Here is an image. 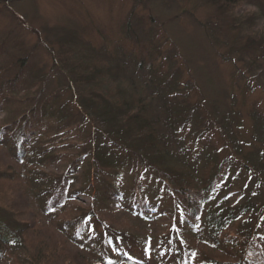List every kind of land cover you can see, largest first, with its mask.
<instances>
[{
	"label": "rangeland",
	"instance_id": "374dc122",
	"mask_svg": "<svg viewBox=\"0 0 264 264\" xmlns=\"http://www.w3.org/2000/svg\"><path fill=\"white\" fill-rule=\"evenodd\" d=\"M71 38L79 44L77 54L102 55L95 63L111 71L105 77L110 91L133 86L138 96L147 98L166 143L169 154L162 160L157 157L162 161L159 166L153 158L154 164L142 169L137 190L134 172L123 168L117 181L124 195L148 197V202H160L171 211L177 206L188 209L189 199L198 201L202 195L191 179L204 177L202 168L214 161L217 165L211 172L217 173L219 199L228 195L230 203L264 204V185L259 183L264 176V0H0V67L28 56L22 81H34L43 69L44 93L62 89L58 94L65 102L72 91L60 69L61 41ZM156 59L161 67L153 75ZM49 120L40 126L42 131L55 126ZM2 121L4 114L0 125ZM6 124L10 131L21 126L8 119ZM92 125L76 127L78 133L64 131L66 138L57 134L55 152L76 150L71 146L93 134ZM4 157L0 153L1 163ZM162 167H178L188 180ZM75 184L70 186L73 191L80 187ZM10 187L17 195L9 197L6 206L20 211L16 213L28 209L19 216L24 221L37 208L19 186ZM92 202L79 195L68 211L58 214L60 220L78 219ZM124 209L116 207L102 218L98 231L128 238L134 243L126 248L139 257L146 243L152 253L157 252L175 219L144 223ZM49 232L62 240L54 230ZM66 247L54 264L75 262V249Z\"/></svg>",
	"mask_w": 264,
	"mask_h": 264
},
{
	"label": "trees",
	"instance_id": "16d2710c",
	"mask_svg": "<svg viewBox=\"0 0 264 264\" xmlns=\"http://www.w3.org/2000/svg\"><path fill=\"white\" fill-rule=\"evenodd\" d=\"M69 39L61 41L65 45L62 43L60 62L68 79L66 88L72 91L69 102L59 97L62 89L44 93L43 69L34 81H22L28 56L0 67V116L4 114L5 118L0 125V153L5 156L0 162V264H54L67 252L66 245L75 249V262L71 264H264V204L230 203L228 195L219 199L217 173L211 172L217 165L214 161L202 168L204 177L191 179L202 195L198 201L190 198L188 209L177 206L173 212L160 202H148V197L123 194L117 181L123 168L134 172L137 190L142 169L151 167L153 158L159 166L160 157L169 154L164 150L166 143L162 142L147 98L138 96L133 86L127 91L120 87L110 91L105 77H110L111 71L95 63L102 55L87 51L85 57L79 55V44ZM154 63L153 75L161 67L159 59ZM71 100L75 105L71 106ZM46 118L55 126L42 131L40 126ZM7 119L21 126L10 131ZM86 122L94 123L95 135L86 134L80 143H73L71 147L76 150L55 152L60 141L57 134L66 138L65 134L78 133L76 127ZM162 169L188 180L178 167ZM73 183L80 186L77 191L71 189ZM259 183L264 185V176ZM9 185L19 186L37 208L24 221L18 219L28 209L16 213L20 211L6 206L9 197L16 194ZM79 195L91 197L92 205L78 219L60 220L59 215L68 211L69 203ZM123 205L144 223L164 217L175 219L157 252L152 253L146 243L139 257L131 247L126 248L134 243L128 238L110 230L104 234L98 231L102 218ZM49 230L62 240L54 238Z\"/></svg>",
	"mask_w": 264,
	"mask_h": 264
}]
</instances>
